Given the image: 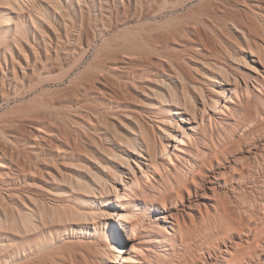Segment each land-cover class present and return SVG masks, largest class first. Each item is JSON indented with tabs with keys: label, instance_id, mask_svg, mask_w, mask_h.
<instances>
[{
	"label": "bare ground",
	"instance_id": "bare-ground-1",
	"mask_svg": "<svg viewBox=\"0 0 264 264\" xmlns=\"http://www.w3.org/2000/svg\"><path fill=\"white\" fill-rule=\"evenodd\" d=\"M219 1L0 0V105L36 91L47 74L64 72L52 81L63 85L95 41L117 32L101 55L99 44L93 70L80 80L74 76L64 96L53 88L51 95L61 97L52 98L49 88L41 90L51 98L41 90L40 101L33 98L36 111L59 110L63 126L49 113L34 124L35 134L17 130L29 138L26 154L10 147L9 125L0 128V157L6 158L0 169H13L17 179L34 170L43 181L0 183V264H33L34 256H41L36 264H165L164 258L170 264L173 236L166 232L180 233L183 226L165 219L161 225L154 208L184 200V190L196 196L208 169L215 181L224 179L243 164L240 153L263 155L264 142L255 136L264 131V32L254 41L238 21L227 19L230 7L254 14L246 6L250 0ZM195 2V14H182ZM227 32L243 37L236 49L225 41ZM41 193L91 206L77 203L58 215L59 209L40 202ZM236 253L225 261L244 257Z\"/></svg>",
	"mask_w": 264,
	"mask_h": 264
},
{
	"label": "rangeland",
	"instance_id": "rangeland-1",
	"mask_svg": "<svg viewBox=\"0 0 264 264\" xmlns=\"http://www.w3.org/2000/svg\"><path fill=\"white\" fill-rule=\"evenodd\" d=\"M257 1L259 3L260 7L255 4V3H257ZM198 2H195V4L192 3V5L190 4L187 10L182 11V14H184L185 16H192L193 14H195V12L198 10V6H199ZM219 2H220L219 0L218 1L217 0H201L200 4H202L204 6H209L210 4L213 5V4L217 3L218 5H220L221 2L220 3ZM241 2L243 4V0H241ZM246 6L248 8L250 7L249 9L254 14L249 13L247 10H245L244 7H241V6L238 8L230 7V9L228 11L229 13H228L227 19H232V20L238 21V23L246 31L247 35H249V38L254 39V41L257 40V42H260V39L262 37V33L264 32V0L247 1ZM28 24H29V21H28ZM226 35L227 36H225L224 39L226 42L229 43V45L232 48L236 49L237 44L242 43L241 40H243V37H241V35L239 33L235 34V33L227 32ZM108 36H107L108 39H104V40L102 39L101 41H99L100 40L99 39L98 41H95L93 43L94 45L92 46L89 53L87 54L84 63L82 65L78 66L77 68H75V70L70 74L71 77L69 79H67L63 85L62 84L58 85L56 83L54 84V83H52V81L55 80V78L58 79V77L61 76L62 73L64 74V72L60 73V71H58L60 74L59 76H58V72L52 73L51 75L47 74V77L49 75L50 78H53V79L46 77L45 79L47 81L42 83V85H39V89L37 87L36 91H34L30 94L28 93V94H26V96L24 95V97L19 96L17 98H11L10 101H8V102L6 101L0 105V117L2 116L1 120L3 121L2 122L0 120V128L3 129V127H5L4 125H6V124L9 125V126H6V128H5V134H7V133L11 134V135L7 134V136L9 138L8 140H10L11 143L13 142V145L11 143H9V144H11L10 147H12L14 153L15 152L18 153L19 150L21 152L22 148H23L22 153H24V154L27 153L26 150L27 151L29 150L27 147V143H28L29 138H26L25 134H24L25 136H22V135L25 132H26V134H29V135H30V133L35 134V129H34L35 123L41 125L43 120L50 119V120L58 123V125L61 124L59 126H63L62 118L61 119L58 118L59 116L56 114L57 112L55 113V111H59V110L53 108L55 111L54 110L50 111V109H48L50 112L47 109L46 110L40 109V110L36 111L35 110L36 104H37L36 102H38L37 101L38 99L40 101V98L42 96L46 95V93H47V95L43 97L44 99H46L51 94L54 95V94L58 93L59 91H60V93L62 92L61 96H64L69 91L65 88V86L69 87V85L71 86L73 84V82L75 83L77 80L82 79V77L84 76V73L86 74L84 77H86L87 74H89L90 71L93 70L91 68H93L95 65L94 63H95V58H96L97 53H98V55H101L103 53V51H104L103 49H105L104 44H106V40H110L113 37L117 36V32L111 33ZM210 36L212 37L211 34H210ZM0 39H1L0 40V46H2V45H4V42H5V38L3 37V34H2V29H0ZM229 39H231V40H229ZM232 40H233V42H232ZM103 41H104V43H103ZM1 42L3 44H1ZM99 44L102 46H100ZM99 46H100L101 53L99 51ZM93 47H94V49H93ZM96 49H98V50H96ZM97 51H99V52H97ZM14 52H15V56H16L17 60H19L25 64V59L23 57H20L18 50L14 48ZM95 52H97V53H95ZM27 55L28 56L25 55L27 57L26 59H29L28 57H30V59H31V53L29 51H27ZM218 58L221 59V57H218ZM1 62H3V60ZM88 69H91V70L89 71ZM80 70H81V72H79ZM85 70L87 72L89 71V73H86ZM27 72H28V74L29 73L31 74L30 70H27ZM0 74H1V71H0ZM81 74H82V76H80ZM53 75L55 78L53 77ZM74 76L76 78L78 77L77 80ZM74 78H75V80H74ZM49 79L51 80L52 84L48 83V82H50ZM57 79L55 81H57ZM31 80L33 82L35 81L34 79H31ZM45 84H47V85H45ZM53 85H55V86H53ZM40 86H41V88H40ZM43 86H44V88H43ZM63 87L65 88L64 89L65 91L59 90V88L63 89ZM49 88L52 90L51 91L52 93L49 92L50 95H48V92H47L49 90H47L45 94H44V91L42 92V90L49 89ZM53 88H54V90H56V93L53 90ZM57 89H58V92H57ZM40 90L42 93H40ZM39 93L42 94V96ZM34 94H35V96H34ZM36 96L37 97L41 96V97L36 98ZM51 96L49 98H51ZM54 96H52V98L61 97L60 95H58V96L56 95V97H54ZM33 98L37 99L35 101V104H34L35 99H33ZM32 99H33V101H31ZM25 100L26 101L29 100V101L26 102ZM19 102H21V103H19ZM6 103L9 105H7ZM223 104H224V102H223ZM19 106H21L22 109L19 108ZM23 106L24 107L27 106L28 108L25 109V108H23ZM31 108H32V110H29ZM6 111H8L9 113L8 112L6 113ZM10 111H12L13 113H15V111H16L19 114L13 115L12 112H10ZM22 111H23V113L26 112L25 113L26 117L24 116V114H22ZM27 111H30V112H28V113H30V115L27 114ZM47 113L48 114L52 113L51 117H50V114L48 115ZM20 114H22V115H20ZM19 115L21 116L22 120L24 119L23 122H21L22 120L20 119ZM4 116L5 117H9V116L13 117L14 116L15 121H13V123H12L9 119L12 117H9L8 118L9 120H8ZM15 116L19 117V118H16ZM45 117H47V118L50 117V118L47 119ZM17 119H20L19 120L20 123L17 121ZM4 120H6V122ZM11 120H13V119H11ZM8 121H9V124H8ZM16 121L18 123H16ZM252 124L253 123H251V125ZM17 126H19L20 129H18ZM31 126H33V127H31ZM15 129H16V131H15ZM25 129H26V131H25ZM17 130H19V132L21 130L22 135H20L19 132H17ZM243 134H244L243 131H242V134L240 132L241 137L243 136ZM13 135L14 136L18 135L19 137L16 138ZM29 135H27V137ZM256 135L257 136L259 135L258 137L255 136L257 139L256 142L258 141L259 143L260 142L263 143L264 142V139H263L264 138V131L259 132ZM73 138L75 139L76 136L73 135ZM258 138L259 139L262 138L261 141ZM0 143H1V141H0ZM2 143H4V142H2ZM14 144L16 147L14 146ZM57 144H58V146L60 145L58 142H57ZM23 145H24V147H23ZM50 145H52V144H50ZM54 145L56 146V144H54ZM14 148H16V150ZM17 148H18V150H17ZM169 150L171 152L173 151V149H171V148H169ZM244 153L245 152L237 155V157H239L241 160L243 159V164H240L241 160L239 158H237L238 164H240V166L237 169L241 170L240 173H238L239 171H236L237 169H235V170L229 169L231 172L225 174L222 177L224 179H220L218 181L217 180L215 181V179L213 177L211 178V176H214V174L211 171H209V169H208V174L204 175L205 181L202 180L203 182L201 181V183H200V185H202V186H200L198 189L199 192L196 195V196H198V198L195 196L194 190L191 191L192 194L189 191L184 190V196H183L184 200H182V201L173 200L172 202H168L166 204L162 203V204H160L154 208L155 214L158 216L159 219H161L159 221V223L161 225L167 224L164 222V219H165L167 222H172V223L175 222V220L176 221L178 220L180 223H182L181 225L183 226V229L180 233L177 232V234H175V231H173L170 228H169L170 230L168 229V232H166L167 234L170 235L168 237L173 236L172 237L173 239H171L172 241L169 242V244H171V245L168 246L169 253L173 255V260L170 262V264H206L205 263L206 261H212L213 264H234L233 262L230 263V261L226 262L224 258H226V256H228V255H232L233 253L235 254L236 252H237L236 254H238L240 251L242 252L244 257L239 258V261H237L236 264H244V263L245 264H253V263L254 264H260V263L264 264V161H263L264 160V152H263V155H260L261 157L260 156L245 157L246 154H244ZM48 155L50 156L51 154L48 153ZM55 158H56V156H55ZM239 160H240V162H239ZM256 160L259 162H257ZM0 162H6V158L0 157ZM241 165L244 167L247 166V167H245L246 169H244V167H242ZM222 170H224V169H222ZM32 171L33 172H31V170L29 171V169H26L24 171V172H26V174L23 176V178L17 179L14 177V174H13L14 170L13 169H0V174H1L0 183L1 182H3V183L9 182V181L10 182H12V181L18 182L17 180H20L19 182H21V183H24V180L31 181V182H37V181L43 182L41 179L42 176L41 177L36 176L39 174H36L35 173L36 171H34V170H32ZM7 172L8 173L11 172L9 175H11L12 177L8 175V177H10V178H8ZM241 172H242V174H241ZM2 173H4V174H2ZM232 173L235 174V176H234L235 178L231 177ZM30 174H32V175H30ZM2 176L3 177L5 176L4 179H2L3 178ZM209 176H210V179H209ZM225 181H226V184H225ZM187 192H189L190 195H193V196H191L192 198L189 197V193H187ZM39 200H41L40 202H42L46 205L48 210H50L49 209V208H51L50 206L55 208V211H57L59 209L60 212L58 211L59 212V213H57L58 215L63 214L64 210L66 208H68L70 205H72V207L74 208V206L77 203L79 205H82L83 208H87V207L91 206L89 203L80 202V201L75 200L74 198H69L66 201H61V199L56 198L53 195H50L47 193L42 194V197H40ZM103 201L105 202V200H103ZM183 201H184V204L182 205ZM187 201H189V202H187ZM49 204H51V205H49ZM72 207H69V208H72ZM226 210L228 211L227 212L228 214L226 212H224ZM53 211L54 210H52V212ZM57 214H54L53 216H55ZM147 216H148V218H151L150 214H148ZM162 216L163 217L165 216V217L163 218ZM215 219H216V221H215ZM205 220H206V222H205ZM228 222H230V223H228ZM50 224H51V221H49V223L47 225L50 226ZM51 226H53V224H51ZM238 226H241V227H238ZM189 227H191V228H189ZM104 232H106V230ZM52 234L55 235L54 233H52ZM161 234L166 235L165 233H161ZM126 238H127V234H126ZM132 244L133 243H128V245L125 247V249L131 251L132 250ZM162 250H163V248H162ZM245 250H247V251H245ZM145 252L147 254L149 253L148 251H145ZM226 252H228L227 253L228 255L226 254ZM231 252H232V254H231ZM146 253H142L140 256V259L142 261L145 260L146 262H149V259L147 258ZM247 253H249V254H247ZM245 254H247V257ZM210 255H211L212 259H211ZM33 258L34 259H31V262H34L33 264H36V263L41 261V256H34ZM243 258H245V259H243ZM37 260H38V262H37ZM163 260H164L165 264H167L165 258ZM255 260H256V262H255ZM25 264H26V262H25Z\"/></svg>",
	"mask_w": 264,
	"mask_h": 264
}]
</instances>
